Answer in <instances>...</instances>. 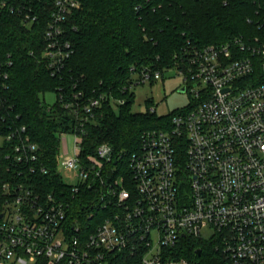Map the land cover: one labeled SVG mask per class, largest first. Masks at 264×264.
<instances>
[{
    "label": "built area",
    "instance_id": "obj_1",
    "mask_svg": "<svg viewBox=\"0 0 264 264\" xmlns=\"http://www.w3.org/2000/svg\"><path fill=\"white\" fill-rule=\"evenodd\" d=\"M80 7L81 0L55 1L44 33L52 77L61 75L74 53L64 38L65 23ZM0 11L24 14L9 0H0ZM37 21L24 14V25ZM177 60L165 71L130 68L127 94L176 69L193 104L174 114L168 129L144 132L140 150L129 156H115L102 145L90 164L81 158V140L95 110L125 99L105 93L60 96L74 119L60 137L71 135L74 144L72 155L60 150L56 171L67 170L77 181L69 186L71 201L88 188L96 193L94 212L83 223L71 219L70 202L45 195L29 179L49 170L27 127L9 124L8 100L1 94L12 62L0 57V122L8 128L6 134L0 129V172L10 175L0 179V264H109L124 251L142 253V264H163L164 249L187 236L204 240L206 227L212 231L208 242L218 241L229 264H264V82L249 80L258 63L264 71V41L237 38L188 49ZM124 161L127 169L119 170ZM111 163L116 168L106 173Z\"/></svg>",
    "mask_w": 264,
    "mask_h": 264
},
{
    "label": "trees",
    "instance_id": "obj_2",
    "mask_svg": "<svg viewBox=\"0 0 264 264\" xmlns=\"http://www.w3.org/2000/svg\"><path fill=\"white\" fill-rule=\"evenodd\" d=\"M9 1L23 8L24 14L36 15L38 21L29 27L24 25V14L0 11V57L12 62L7 69L8 89L1 94L8 100V121L27 127L49 170L47 175H31L29 179H34V185L45 195H60L63 201L70 202L71 219L76 217L83 223L94 212L96 193L88 188L71 201L69 186L56 171L60 136L74 126L60 96L71 92H83L87 97L105 93L125 99L118 111L109 102L95 110L81 140V158L90 164V158L97 156L102 145H109L115 156H129L140 150L144 132L168 129L170 118L177 113L157 117L151 111V102L147 113H132L133 94L123 91L129 84L131 67L136 71H165L174 68L178 57L188 49L220 45L237 38L264 41V0H81L80 9L65 23L64 38L74 53L61 75L52 77L44 58V33L56 0ZM249 80L254 84L264 82L259 63ZM48 93L56 96L52 106L45 102ZM0 129L8 133L1 122ZM179 159L181 163L185 161V149L179 151ZM124 162L117 166L119 170L127 169ZM115 168L111 163L104 169L108 173ZM9 177L5 169L1 170L0 179ZM218 245L217 240L181 238L177 246L163 250V264L169 260L229 264ZM109 264H142V253L113 254Z\"/></svg>",
    "mask_w": 264,
    "mask_h": 264
},
{
    "label": "rangeland",
    "instance_id": "obj_3",
    "mask_svg": "<svg viewBox=\"0 0 264 264\" xmlns=\"http://www.w3.org/2000/svg\"><path fill=\"white\" fill-rule=\"evenodd\" d=\"M31 25H29L30 27ZM184 77L176 69L167 71L163 77L154 82H147L144 85L134 86L132 89L133 104L131 105V112L134 114H145L148 110V103L151 102L155 108L157 117H166L175 112H180L188 109L193 104V97L188 92H181L184 88ZM45 102L48 105H54L56 96L53 93H48L45 96ZM114 110H119L120 105L114 102L111 103ZM0 139V144L2 143ZM74 137L71 135L61 137V155L67 156L73 154ZM63 181L68 186L77 184L75 179L71 178L67 170H61ZM101 218V216L99 217ZM202 237L204 241H210L212 238V231L210 227L202 230ZM170 262V263H168ZM166 264H183L182 262H174L169 260ZM29 264H38V262H30Z\"/></svg>",
    "mask_w": 264,
    "mask_h": 264
},
{
    "label": "water",
    "instance_id": "obj_4",
    "mask_svg": "<svg viewBox=\"0 0 264 264\" xmlns=\"http://www.w3.org/2000/svg\"><path fill=\"white\" fill-rule=\"evenodd\" d=\"M185 91H186V88H185V87L181 89V92H185ZM45 113H46V112H45ZM200 252H201V251H199L198 253L200 254Z\"/></svg>",
    "mask_w": 264,
    "mask_h": 264
}]
</instances>
